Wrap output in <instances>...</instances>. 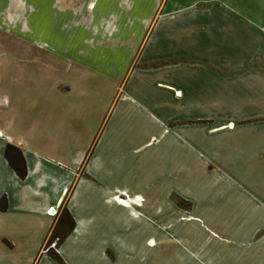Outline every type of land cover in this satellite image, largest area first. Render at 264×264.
Segmentation results:
<instances>
[{
	"label": "crops",
	"instance_id": "crops-1",
	"mask_svg": "<svg viewBox=\"0 0 264 264\" xmlns=\"http://www.w3.org/2000/svg\"><path fill=\"white\" fill-rule=\"evenodd\" d=\"M18 1L69 17L71 65L0 57V264H56L63 205L64 264H264V0Z\"/></svg>",
	"mask_w": 264,
	"mask_h": 264
},
{
	"label": "rangeland",
	"instance_id": "rangeland-1",
	"mask_svg": "<svg viewBox=\"0 0 264 264\" xmlns=\"http://www.w3.org/2000/svg\"><path fill=\"white\" fill-rule=\"evenodd\" d=\"M23 2L0 0V57L9 56L19 62L17 66L29 75H40L41 81H36V83L31 77V83L35 88H48L50 84L57 82L56 87L65 91L69 89V65H71L69 61V17L68 22L65 20L63 22L61 18H64L58 17V27L56 26L55 30H52L53 27L48 24L51 23L50 16L40 17L35 26L32 21L35 17L31 15L33 10L27 4L25 6ZM64 23H68V26H64L66 25ZM3 70L0 67V72ZM33 85L31 87H34ZM96 85V81L92 80L86 83L87 87H96ZM28 87L31 88L29 85ZM90 152H87L86 157H89ZM86 157L85 161H87ZM121 198L127 200L125 196ZM174 200L180 208H189V204L181 199L175 198ZM48 244L49 240L43 246L45 253L50 246Z\"/></svg>",
	"mask_w": 264,
	"mask_h": 264
},
{
	"label": "trees",
	"instance_id": "trees-1",
	"mask_svg": "<svg viewBox=\"0 0 264 264\" xmlns=\"http://www.w3.org/2000/svg\"><path fill=\"white\" fill-rule=\"evenodd\" d=\"M4 158L7 161L9 167L14 171L18 179L23 181L27 176V172L22 152L12 145H6L4 149ZM87 159L88 157H86V160ZM0 210H6V201L4 198L0 200ZM74 227L75 223L70 214L68 213L65 205H63L60 210L57 222L53 227V230L51 231V234L48 238V245L56 241L55 247L57 250V248L74 230ZM46 253L56 264H64L62 259L56 254V251L49 249L46 251Z\"/></svg>",
	"mask_w": 264,
	"mask_h": 264
},
{
	"label": "built area",
	"instance_id": "built-area-1",
	"mask_svg": "<svg viewBox=\"0 0 264 264\" xmlns=\"http://www.w3.org/2000/svg\"><path fill=\"white\" fill-rule=\"evenodd\" d=\"M51 212L54 213V216H50ZM47 215H48L49 217H52V218H53V217L56 216V212H54L53 209H49V210L47 211ZM55 245H56V241L53 242V243H51L47 250H49V249L52 248L54 251H56V247H55Z\"/></svg>",
	"mask_w": 264,
	"mask_h": 264
},
{
	"label": "bare ground",
	"instance_id": "bare-ground-1",
	"mask_svg": "<svg viewBox=\"0 0 264 264\" xmlns=\"http://www.w3.org/2000/svg\"><path fill=\"white\" fill-rule=\"evenodd\" d=\"M117 199H119V198H117ZM56 215H57V214H56ZM50 216H54V213H53V212H51Z\"/></svg>",
	"mask_w": 264,
	"mask_h": 264
}]
</instances>
